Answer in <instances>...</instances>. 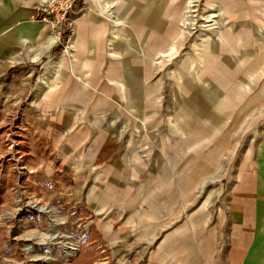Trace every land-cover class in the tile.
<instances>
[{
  "label": "rangeland",
  "instance_id": "1",
  "mask_svg": "<svg viewBox=\"0 0 264 264\" xmlns=\"http://www.w3.org/2000/svg\"><path fill=\"white\" fill-rule=\"evenodd\" d=\"M72 17L105 27L83 66L43 69L65 33L0 72V264H204L264 171V0H76Z\"/></svg>",
  "mask_w": 264,
  "mask_h": 264
},
{
  "label": "crops",
  "instance_id": "2",
  "mask_svg": "<svg viewBox=\"0 0 264 264\" xmlns=\"http://www.w3.org/2000/svg\"><path fill=\"white\" fill-rule=\"evenodd\" d=\"M40 1L0 0V72L7 71L14 56L20 59L24 55L19 52L23 51L24 56L29 57L26 61H34L50 54L53 47L61 41V36L51 33L45 24L33 20L32 16ZM108 5L110 4H105ZM147 6H143L146 14L139 21L143 31L148 29L144 24H148L151 18L155 20L162 17V11L155 5ZM148 8L150 11L147 16ZM104 29L102 21H75L74 35L68 53L61 51L51 61L46 62L43 69L46 70L49 66L62 67L65 58L72 66L74 64L83 66L85 61L81 59H89L93 50L92 40L99 39ZM215 47L212 45L211 51H216ZM107 54L110 56L106 52V56ZM24 56L22 60L25 59ZM110 76L109 84L112 91L110 95L127 99L124 89L126 83L123 78L112 77L111 73ZM210 92L204 91L206 95ZM137 98L134 95V101H138ZM242 179L234 188L230 202V232L226 237L224 251L219 249L203 253L204 264H264V171L242 176ZM104 227L107 230L108 225ZM207 244H215V241L210 237Z\"/></svg>",
  "mask_w": 264,
  "mask_h": 264
},
{
  "label": "built area",
  "instance_id": "3",
  "mask_svg": "<svg viewBox=\"0 0 264 264\" xmlns=\"http://www.w3.org/2000/svg\"><path fill=\"white\" fill-rule=\"evenodd\" d=\"M75 2L76 0H42L34 18L45 24L51 33L57 36L72 33L74 27L72 14Z\"/></svg>",
  "mask_w": 264,
  "mask_h": 264
},
{
  "label": "bare ground",
  "instance_id": "4",
  "mask_svg": "<svg viewBox=\"0 0 264 264\" xmlns=\"http://www.w3.org/2000/svg\"><path fill=\"white\" fill-rule=\"evenodd\" d=\"M74 30H75V21H74V27H73L72 34H71V36L69 37V39L67 41V43L69 44V47H70V45L72 43V39H73V35H74Z\"/></svg>",
  "mask_w": 264,
  "mask_h": 264
},
{
  "label": "trees",
  "instance_id": "5",
  "mask_svg": "<svg viewBox=\"0 0 264 264\" xmlns=\"http://www.w3.org/2000/svg\"><path fill=\"white\" fill-rule=\"evenodd\" d=\"M62 36H63V38H65L67 35L66 34H63ZM61 45L62 44L57 45L56 47L53 48V50L54 51L57 50V49L59 50L61 48Z\"/></svg>",
  "mask_w": 264,
  "mask_h": 264
}]
</instances>
